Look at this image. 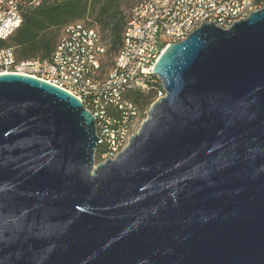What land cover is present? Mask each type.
<instances>
[{"label":"water","instance_id":"1","mask_svg":"<svg viewBox=\"0 0 264 264\" xmlns=\"http://www.w3.org/2000/svg\"><path fill=\"white\" fill-rule=\"evenodd\" d=\"M153 73L165 97L100 164L78 97L0 75V264H264V6Z\"/></svg>","mask_w":264,"mask_h":264},{"label":"built area","instance_id":"2","mask_svg":"<svg viewBox=\"0 0 264 264\" xmlns=\"http://www.w3.org/2000/svg\"><path fill=\"white\" fill-rule=\"evenodd\" d=\"M43 1L0 0V75L30 76L78 97L96 119L98 164L117 158L139 131L141 111L130 94L148 95L161 84L153 68L169 45L204 23L228 29L264 6V0H142L131 12L123 47L103 73L109 39L85 22L66 27L43 62L20 60L14 48L1 46ZM165 95L160 89L157 100Z\"/></svg>","mask_w":264,"mask_h":264},{"label":"trees","instance_id":"3","mask_svg":"<svg viewBox=\"0 0 264 264\" xmlns=\"http://www.w3.org/2000/svg\"><path fill=\"white\" fill-rule=\"evenodd\" d=\"M121 4L123 0H44L38 8L27 12L22 27L7 41L1 42V46L14 48L17 57L23 61L50 60L60 33L80 22L95 28L93 23L88 22V17L95 14L94 24H99L102 32H108L107 36L102 35L104 39H109L107 57L112 54L116 57L123 47L124 32L130 19L126 18ZM106 64H103V73ZM160 89L159 83L157 89L148 95L136 91L130 97L137 106L150 109L157 101ZM97 160L99 163V153Z\"/></svg>","mask_w":264,"mask_h":264},{"label":"rangeland","instance_id":"4","mask_svg":"<svg viewBox=\"0 0 264 264\" xmlns=\"http://www.w3.org/2000/svg\"><path fill=\"white\" fill-rule=\"evenodd\" d=\"M142 0H123V4L122 5V10L124 11V14L126 16V18H129L130 15H131V12L132 10L135 8V6H137ZM95 14L93 15H90L88 17V22L89 23H93V25L95 26V28L101 33V35H108V32H102L101 31V26L99 24H94L95 23ZM61 34V33H60ZM58 35V34H57ZM114 58H115V55L112 54L110 56L107 57V59L105 61H107V64L104 68V73H108L110 71V68L112 67L111 66V62L113 61L114 62ZM140 106V105H138ZM140 109H141V125L143 123V121L147 118V113L149 112L150 109H145V108H142L140 106ZM96 162L98 164V160H97V155H96Z\"/></svg>","mask_w":264,"mask_h":264}]
</instances>
